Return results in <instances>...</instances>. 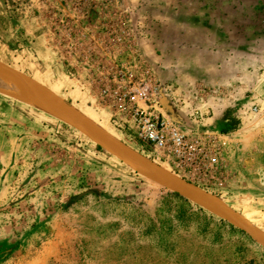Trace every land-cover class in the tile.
Here are the masks:
<instances>
[{
	"label": "rangeland",
	"instance_id": "374dc122",
	"mask_svg": "<svg viewBox=\"0 0 264 264\" xmlns=\"http://www.w3.org/2000/svg\"><path fill=\"white\" fill-rule=\"evenodd\" d=\"M1 1L0 63L79 111L92 129L71 110L64 113L95 138L215 195L264 236V0H95L80 17L71 5L90 2ZM114 9L118 14L110 16ZM62 14L78 20L85 33L59 22ZM117 18L128 38L109 45L102 59L135 63L140 57L154 74L160 102L180 97L193 106L224 96L227 120L219 132L227 139L250 135L243 143L248 154L237 153V171L227 169L207 184L168 166L122 121L123 103L100 98L112 93L100 91L107 64L92 53L89 24ZM31 22L37 25L32 34ZM4 74L28 99L5 93L3 86H16L0 79V130L7 138L0 149H11L0 156V264H264V246L223 209L97 150L78 129L46 112L32 95L36 90ZM195 85L209 95H196ZM34 86L47 108L54 107Z\"/></svg>",
	"mask_w": 264,
	"mask_h": 264
},
{
	"label": "built area",
	"instance_id": "2783aa9c",
	"mask_svg": "<svg viewBox=\"0 0 264 264\" xmlns=\"http://www.w3.org/2000/svg\"><path fill=\"white\" fill-rule=\"evenodd\" d=\"M89 4L71 5L70 12L80 17L89 9L96 7L92 2L95 0H83ZM114 9L110 16L117 15ZM59 22H63L66 27L69 22L79 28L80 33H85L84 26L78 20L71 17L59 15ZM91 29H95L92 36H88L89 43L96 46L92 50L94 56L101 60L102 56H107L105 51L114 41L127 39L126 30L120 18L117 20L108 19L101 22L89 24ZM91 54V52H88ZM138 57V56H137ZM107 64L104 73L105 81L100 91H110L112 95L100 94L103 101L123 103L121 109L122 121L129 123L134 129L135 136L161 153L164 163L192 178L201 179L207 184H215L223 173L221 162L222 151L220 146L215 144L216 139L211 135H197L189 137L185 135L178 126L173 124L163 116V107L157 95L156 79L153 72L140 57L135 63H125L124 60L115 61L112 57L102 59ZM128 66L137 69L136 74L128 69ZM193 91L196 95L206 97L210 91L201 85H195ZM103 95V96H102ZM175 99V98H174ZM177 97L178 104L181 103ZM184 101V99H183ZM192 104V103H191ZM208 103H194L191 106L189 116L196 122H201L209 114ZM255 108H249L254 110Z\"/></svg>",
	"mask_w": 264,
	"mask_h": 264
},
{
	"label": "crops",
	"instance_id": "0c3cea01",
	"mask_svg": "<svg viewBox=\"0 0 264 264\" xmlns=\"http://www.w3.org/2000/svg\"><path fill=\"white\" fill-rule=\"evenodd\" d=\"M2 4V1L0 2V5ZM27 30L32 34L35 32L37 25L34 22H31L30 24L27 23ZM43 37V36H42ZM193 84V83H192ZM181 88H185L182 86ZM205 99V98H204ZM168 105L163 106V116L167 119V121L172 122L176 126L179 127V129L187 136L189 137H195L197 135H211L213 138L216 139L215 144L220 146V149L222 151V157L221 162L222 166L224 168V171L227 169H233L237 171V153L238 151L242 152L244 154L247 153L248 147H245L243 143L250 138L249 132L248 133H242L241 135L237 136L234 135L233 139H227L226 134H222L219 132L220 128L223 126L225 121L227 120V117L224 112V108L227 106L228 103H226L224 96L223 97H209L206 98L204 101H196V105H199L200 103H208L209 105V114L199 123L194 122L190 116H188V107L189 104L184 100V104L180 105L175 99H168L167 100ZM191 104V103H190ZM243 109H249L248 106H246V103H241ZM240 105V106H241ZM246 106V107H245ZM12 112H17L15 109H11ZM7 122V121H5ZM7 125V129L9 127V124ZM2 127V125H1ZM11 127V123H10ZM9 132V131H6ZM10 133V132H9ZM228 136V135H227ZM9 136L8 138H10ZM6 134L0 130V141L5 140ZM250 140V139H249ZM235 148L234 156L236 157V161L234 163H231L230 158V152L231 149ZM2 155L1 157H8L10 155L11 149L9 147L1 148L0 149ZM252 153V152H251ZM0 157V158H1ZM5 159V158H4ZM3 159V161H4ZM244 164H249L250 160L243 161ZM1 169V167H0Z\"/></svg>",
	"mask_w": 264,
	"mask_h": 264
},
{
	"label": "water",
	"instance_id": "95a60500",
	"mask_svg": "<svg viewBox=\"0 0 264 264\" xmlns=\"http://www.w3.org/2000/svg\"><path fill=\"white\" fill-rule=\"evenodd\" d=\"M0 71L8 74L9 76L13 77L12 75L16 76L17 78L21 79L23 82H28L32 85H36L38 87H40L42 90H44L47 95H49L50 99L53 103L63 107V108H67L69 110H71L73 113H75L79 118H81L84 122V124L86 125V127L91 128L92 124L90 123V121L88 119H86L85 117H83V115L77 111L75 108H73L72 106H70L69 104L57 99L55 96L51 95L45 88H43L42 86L38 85L37 83H35L33 80L29 79L28 77H26L25 75L19 73L18 71H16L15 69L0 63ZM14 78V77H13ZM32 102V101H30ZM54 116L59 117L60 119L64 120L65 122H67L68 124L72 125L73 127H75L76 129H78L81 133H83L87 138H89L92 142H94L96 145H98L99 147H101L102 149H104L105 151L111 153L112 155H114L116 158H118L119 160H121L122 162H124L126 165H128L130 168H132L133 170L139 171L143 174L155 177V178H164L167 179L169 181H171L172 183H174L175 185L184 188L186 190L192 191L195 194H197L198 196L210 201L211 203H213L216 207H219L221 209H223L226 213L227 216L233 221V223L239 228L241 229L244 233H246L252 240H254L255 242H257L258 244L264 246V238L260 235H258L255 230L253 228H251L247 222L245 220H243L241 218V216L231 207H229L225 202H223L221 199H219L218 197H216L215 195L203 190L202 188L184 180L183 178H180L178 176H176L173 173H170L168 171H166L165 169L156 166L146 160H144V162H140V161H129L124 159L119 153H117L115 150H113L111 147H109L106 144H103L102 142H100L97 138H95L93 135H91L85 127H80L77 124H75L74 122H72L69 119L60 117L59 115L46 111ZM92 129V128H91ZM93 131V130H92ZM110 138V137H109ZM113 142L117 143L114 139L110 138ZM118 144V143H117Z\"/></svg>",
	"mask_w": 264,
	"mask_h": 264
},
{
	"label": "bare ground",
	"instance_id": "6f19581e",
	"mask_svg": "<svg viewBox=\"0 0 264 264\" xmlns=\"http://www.w3.org/2000/svg\"><path fill=\"white\" fill-rule=\"evenodd\" d=\"M0 79L1 80H3V81H5V82H7V83H10V84H12L13 86H16V88H13V87H5V86H3V90H4V92L5 93H8V94H10V95H12V96H15V97H20V98H26V99H28L27 98V95H26V93L25 92H23V91H21V90H18V89H24V88H22V87H20L19 85H17V84H15V83H13V82H11V81H9L8 79H10V80H12L10 77H8V76H6L4 73H2V72H0ZM20 81L22 82V83H24L25 85H26V87H31L32 89H34V90H36V93H34V94H32L33 95V97L34 98H36L39 102H41L40 104L41 105H43L44 106V108H45V110L46 111H49V112H52V113H55V114H57V115H59L60 117H63V118H66V119H69V120H71L72 122H74L75 124H77L76 123V121L69 115V117H68V114H66V113H64V112H66L67 110H65L66 108H63V107H59L57 104H54V107H49V109L47 108V105H45L44 104V102L42 101V99H41V93H40V90L37 88V87H35L34 85H32V84H30V83H28V82H23L21 79H20ZM18 88V89H17ZM55 105H57V107H58V109H57V107L55 106ZM90 130V129H89ZM91 131V130H90ZM106 139V138H105ZM99 140V139H98ZM100 142H102L103 144H106V145H108L109 147H111L113 150H115L117 153H119L121 156H123L124 158H126L127 160H129V161H140V162H144V160L142 159V157L140 158V156L138 155H136L135 153H133V152H130V151H126V150H124V149H121V148H119V147H117L116 145H114V144H112V143H104L103 141H101V140H99ZM164 179V178H163ZM165 180H167V179H165ZM169 181V180H168ZM169 182H171V181H169ZM172 183V182H171ZM174 184V183H173ZM177 186V185H176ZM179 187V186H178ZM184 189V188H183ZM186 190V189H185ZM189 191V190H188ZM194 193V192H193ZM257 233V232H256ZM258 234V233H257ZM258 235H260V234H258ZM261 236V235H260ZM263 236V235H262ZM263 238H264V236H263Z\"/></svg>",
	"mask_w": 264,
	"mask_h": 264
},
{
	"label": "trees",
	"instance_id": "16d2710c",
	"mask_svg": "<svg viewBox=\"0 0 264 264\" xmlns=\"http://www.w3.org/2000/svg\"><path fill=\"white\" fill-rule=\"evenodd\" d=\"M161 103H163V106H167L168 103H167V99H165L164 101H162ZM233 123H236L235 121ZM94 147L97 149V150H101V148L98 146V145H94Z\"/></svg>",
	"mask_w": 264,
	"mask_h": 264
}]
</instances>
